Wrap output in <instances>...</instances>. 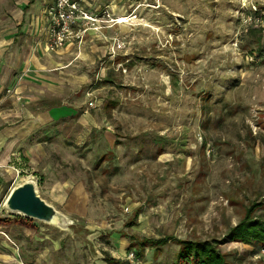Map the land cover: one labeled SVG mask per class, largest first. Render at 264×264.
Wrapping results in <instances>:
<instances>
[{"label": "rangeland", "instance_id": "374dc122", "mask_svg": "<svg viewBox=\"0 0 264 264\" xmlns=\"http://www.w3.org/2000/svg\"><path fill=\"white\" fill-rule=\"evenodd\" d=\"M75 1L96 20L72 26L81 42L56 51L85 54L58 73L57 99L71 94L78 112L101 102L96 126L30 131L27 158L18 150L2 169L0 264H173V240L140 246L166 236L216 242L228 264H264V246L226 238L253 203L264 219V0ZM25 74L44 89V73L20 71L6 95ZM26 178L56 225L10 220L4 201Z\"/></svg>", "mask_w": 264, "mask_h": 264}, {"label": "crops", "instance_id": "0c3cea01", "mask_svg": "<svg viewBox=\"0 0 264 264\" xmlns=\"http://www.w3.org/2000/svg\"><path fill=\"white\" fill-rule=\"evenodd\" d=\"M50 4L51 0H0V9L8 12L7 17L0 16V24L7 27L0 32V174L10 158L18 155L16 151L21 150L24 154L29 149L30 142L25 138L30 131H57V123L65 119L73 121L72 126L79 124L82 131H90L96 126L94 107L99 108L101 102L96 101L78 112V106L72 104L71 94L64 104L57 99L58 73L72 71V64H78L77 58H84L85 54L82 53L84 45L72 43L61 52L46 51ZM86 6L91 5L86 3ZM109 8L112 11L115 6L109 4ZM72 50L69 55L67 52ZM104 53L110 55L106 46ZM72 58L74 61L66 65ZM20 71L44 73L36 79L40 85L44 84V89L31 84L33 75L25 74L16 92L6 95L5 92L11 91L8 85L14 80V74Z\"/></svg>", "mask_w": 264, "mask_h": 264}, {"label": "trees", "instance_id": "16d2710c", "mask_svg": "<svg viewBox=\"0 0 264 264\" xmlns=\"http://www.w3.org/2000/svg\"><path fill=\"white\" fill-rule=\"evenodd\" d=\"M254 203L247 208L240 221L229 229L226 238L229 241H239L246 245L264 246V219H256L251 216ZM11 221L25 226H30V221L20 216L12 217ZM9 219H0V224L8 223ZM173 240L178 246L175 261L173 264H228L223 254H221L213 241H191L178 240L170 236L154 241L143 240L140 246L148 242L152 246H160ZM140 255V253H138ZM107 264H129L127 261L121 262L112 258H106Z\"/></svg>", "mask_w": 264, "mask_h": 264}, {"label": "built area", "instance_id": "2783aa9c", "mask_svg": "<svg viewBox=\"0 0 264 264\" xmlns=\"http://www.w3.org/2000/svg\"><path fill=\"white\" fill-rule=\"evenodd\" d=\"M48 13L50 19L48 26L49 39L45 46L48 52H56L71 39L80 43L82 34H79V31L85 32V30L78 29L77 32H73L72 26L80 23H93L96 20L84 12L75 0H53ZM118 49H120V45L117 44L112 49L113 53ZM88 106H92V103L89 102ZM127 260L133 262L134 254L129 253Z\"/></svg>", "mask_w": 264, "mask_h": 264}, {"label": "water", "instance_id": "95a60500", "mask_svg": "<svg viewBox=\"0 0 264 264\" xmlns=\"http://www.w3.org/2000/svg\"><path fill=\"white\" fill-rule=\"evenodd\" d=\"M4 207L10 214L50 225H56L61 217L37 194L35 183L32 180H26L14 187L4 201Z\"/></svg>", "mask_w": 264, "mask_h": 264}, {"label": "bare ground", "instance_id": "6f19581e", "mask_svg": "<svg viewBox=\"0 0 264 264\" xmlns=\"http://www.w3.org/2000/svg\"><path fill=\"white\" fill-rule=\"evenodd\" d=\"M125 21V19L124 18H120L119 20H118V23H122V22H124ZM25 180H27V178L26 179H24L23 181H25ZM21 184V183H20ZM6 210V209H5Z\"/></svg>", "mask_w": 264, "mask_h": 264}]
</instances>
